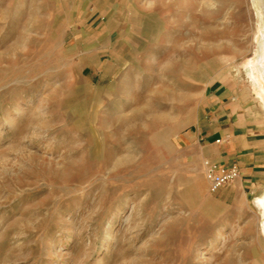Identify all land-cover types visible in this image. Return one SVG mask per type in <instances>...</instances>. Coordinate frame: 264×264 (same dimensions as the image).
Wrapping results in <instances>:
<instances>
[{"label": "rangeland", "instance_id": "1", "mask_svg": "<svg viewBox=\"0 0 264 264\" xmlns=\"http://www.w3.org/2000/svg\"><path fill=\"white\" fill-rule=\"evenodd\" d=\"M154 3L0 0V264H261L254 251L264 249V212L255 201L264 188L250 195L230 192L233 183L213 190L208 166L197 172L178 144L206 107L209 87L224 81L252 104L264 148V77L246 66L258 59L257 15L252 32L222 41L236 55L225 53L189 80L158 77L127 70L138 53L122 39L150 35L138 9ZM110 19L118 24L112 50ZM127 71L139 79L144 105L150 91H167L147 104L151 115L170 118L157 161L142 147L131 152L134 139L99 134L97 121L93 135L91 125L84 133L75 127L70 85L80 87L83 114L102 118L107 91ZM128 156L132 162L115 166ZM78 157H86L84 168L66 171ZM206 215L210 229L202 225Z\"/></svg>", "mask_w": 264, "mask_h": 264}, {"label": "bare ground", "instance_id": "2", "mask_svg": "<svg viewBox=\"0 0 264 264\" xmlns=\"http://www.w3.org/2000/svg\"><path fill=\"white\" fill-rule=\"evenodd\" d=\"M169 11L172 12L169 17L162 16ZM254 11L257 15L258 59L256 62L249 61L246 66L258 69L264 77V0H155L154 5L146 10L139 8L138 12L144 18V28L150 35L144 40L134 39L130 32L123 35V41L138 53L137 55L132 54L129 58L130 63L127 70L137 72L147 70L156 72L158 77L171 74L189 80L190 76L205 68H211L218 62L219 57L225 56V53L230 52L231 56L236 55L237 51L232 50L231 45L228 46L222 41L228 34L230 40L233 41L241 32L244 36L247 31L251 30L250 32H252L254 30ZM41 20H38L40 24ZM230 24H232L231 27H229ZM117 25V22L112 19L108 22L109 50H112L111 43L117 33ZM131 78L132 76L127 71L121 77L120 82L107 91L106 117H100L101 120L97 116L83 114V110L78 105L80 87L77 83H72L69 91L74 97L68 102L77 103L75 104V115H77L75 127L77 132L84 133V127L91 125L87 126V130H91L89 132L93 135L92 124L97 121L99 134L116 133L120 139L126 137L134 139V145L129 148L131 152L135 151L136 147H142L145 152L152 153L149 160L157 161L160 156L157 153L154 155V152L158 148L166 147V136L170 132V118L163 115H151V109L147 104L165 96L167 91L163 88L156 93L150 91L149 101L144 105L140 100L139 79L133 82ZM154 79L152 78V80ZM127 94L130 99H126ZM99 142L100 138L96 140L98 146L102 143ZM115 147L117 148V146ZM115 147L113 146V150ZM129 149L127 148V150ZM85 158L78 157L69 160L65 170L80 171L86 165ZM133 159V156H128L122 163H116L115 166L128 164ZM162 179L159 181L162 182ZM146 185L155 187L156 181L149 179ZM255 202L264 212V196L257 198ZM204 217L202 225L204 229H210L212 219L209 215ZM177 225L178 221L173 222L166 229L170 231L169 233L174 232ZM260 233L264 237V222ZM218 243L219 241L212 247L216 248ZM222 245L224 243L221 242L220 246L222 247ZM245 248L248 246L245 245ZM235 249H240V247L234 245L232 250ZM259 249L264 250L261 247ZM262 251H254L261 264H263Z\"/></svg>", "mask_w": 264, "mask_h": 264}, {"label": "crops", "instance_id": "3", "mask_svg": "<svg viewBox=\"0 0 264 264\" xmlns=\"http://www.w3.org/2000/svg\"><path fill=\"white\" fill-rule=\"evenodd\" d=\"M209 88L206 107L179 135L185 161L203 173L207 166L238 168L240 177L228 188L234 194L263 190V140L252 104L230 83Z\"/></svg>", "mask_w": 264, "mask_h": 264}, {"label": "built area", "instance_id": "4", "mask_svg": "<svg viewBox=\"0 0 264 264\" xmlns=\"http://www.w3.org/2000/svg\"><path fill=\"white\" fill-rule=\"evenodd\" d=\"M208 179L213 190L234 183L240 177L238 168L209 166L207 172Z\"/></svg>", "mask_w": 264, "mask_h": 264}]
</instances>
